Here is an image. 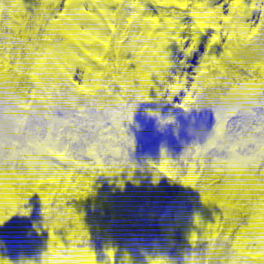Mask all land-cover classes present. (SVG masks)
Returning <instances> with one entry per match:
<instances>
[{"label": "snow or ice", "instance_id": "6c2138e0", "mask_svg": "<svg viewBox=\"0 0 264 264\" xmlns=\"http://www.w3.org/2000/svg\"><path fill=\"white\" fill-rule=\"evenodd\" d=\"M146 3L0 0V84L17 93L7 112L24 136L9 142L7 161L0 160L8 169L0 171V223L18 211L28 214L21 206L38 192L50 237L41 264H96L81 215L69 201L86 196L100 173L127 170L131 177L134 140L126 123L139 102L152 99L150 89L186 112L206 90L264 102V62L222 63L264 36V0H152L158 14ZM255 10L260 15L254 18ZM183 15L212 29L202 53L194 36L181 35L188 27ZM173 41L183 58L173 56ZM215 44L222 47L219 55L209 52ZM58 100L70 103L68 117L52 114ZM36 105L45 109L43 117L35 116ZM206 116L207 139H192L174 158L162 149L153 166L154 180L167 175L220 209L211 223L195 217L202 231L191 234L193 249L181 264H264V103L247 115H221L210 104ZM58 229L65 230L67 244ZM149 264H169V258Z\"/></svg>", "mask_w": 264, "mask_h": 264}, {"label": "rangeland", "instance_id": "374dc122", "mask_svg": "<svg viewBox=\"0 0 264 264\" xmlns=\"http://www.w3.org/2000/svg\"><path fill=\"white\" fill-rule=\"evenodd\" d=\"M155 6L158 7L149 1L146 4V9L156 14L158 11L153 8ZM185 19L187 21L185 25L188 27L181 32V35L187 36L189 39L194 36L198 43V51L202 53L210 44L212 29L202 28L198 32V29L195 28V31L194 27H191L194 20L189 16H185L183 21ZM169 48L173 56L178 59L183 58L176 42L170 43ZM177 67H180L178 62ZM149 95L152 97L150 101L157 102L163 107L165 105L176 107L174 103L165 98L157 99L154 89L149 90ZM126 126L130 127L131 125L126 123ZM149 127L150 124L146 122L145 130L140 129L136 133L137 136H133L135 137L133 138L134 147L129 150V157L136 167L133 169L131 177L127 170L112 176L100 173L96 176V179L100 181L99 185H91V191L86 196L73 199L72 202L69 201V204L74 207L77 214L81 215L82 223L89 234V245L94 253L105 250H113L116 254L137 251L140 246L158 238L165 246L163 256L175 259L177 264H181L183 254L190 252L185 244L191 242V234L193 232L200 234L202 231L195 223V217L198 215L206 223L205 216H207L211 223L215 219L213 213H219L220 209L215 205L210 207L205 203L195 202L193 200L195 196L201 198L199 191L194 192L197 189L174 181L167 175L161 173L159 178L154 180L156 169L153 166L160 161L162 149L173 158L179 155L183 149L177 147L171 150L173 145L168 141H166L167 145H163L164 137L161 139L162 145L158 146L155 143L158 138L153 133L159 129H155L153 126L150 135V133L146 134ZM183 131L188 136L187 131ZM170 135L175 136L173 133ZM142 165L146 169L141 170L138 176L137 172L140 168L142 169ZM133 176L136 177L133 179ZM151 191L156 194L155 198ZM35 194L37 195L36 203L32 202V208L28 211V213L30 212L29 221L22 222L28 214L20 217H15L14 214L11 216L10 223L5 221L0 223V259H7L11 264L27 262L30 260V253L33 254L25 247L31 245L27 241L28 230L26 233L27 226L34 228L31 226V218L41 215L40 220L44 224L43 205L39 193H33L30 197ZM136 196H140L143 201H135L134 197ZM159 199L162 201L156 205L155 202ZM28 207L29 205L26 206V208ZM63 230H57V234L67 244L65 230ZM45 231L49 234L47 228ZM18 238H20V242L18 241L16 245L17 242L14 240ZM2 240H4V244L9 242V248L13 247L15 251L3 255L1 252L3 251ZM36 242L37 248L38 245L40 246V251L35 248L34 252L38 254V257H41L45 253L42 251L46 248V244L40 240ZM22 247L24 251H22ZM32 262L37 264L33 260Z\"/></svg>", "mask_w": 264, "mask_h": 264}, {"label": "clouds", "instance_id": "9594fccd", "mask_svg": "<svg viewBox=\"0 0 264 264\" xmlns=\"http://www.w3.org/2000/svg\"><path fill=\"white\" fill-rule=\"evenodd\" d=\"M233 62H243L245 64H253L264 62V36L257 37L252 46L241 47L234 50L231 56L222 58V63L227 67ZM17 93L14 90L8 89L5 85L0 84V142L4 143V147L0 148V160L7 161L8 147L7 144L23 142L24 136L18 134L15 130V124L8 115L9 109L16 101ZM198 113H202L203 117L200 122L194 126L190 122L186 131L193 139L204 141L211 134V130L207 124L206 112L210 104L215 111L221 115L233 111L247 115L255 110L259 104L264 103L254 97L231 95L221 97L219 94L213 96L210 91H204L197 98ZM45 109L39 105L34 106V113L37 118L43 117ZM72 112L70 103L58 100L52 114L61 117H68ZM7 165L0 167V171H7ZM169 264H177L175 259H169Z\"/></svg>", "mask_w": 264, "mask_h": 264}, {"label": "trees", "instance_id": "16d2710c", "mask_svg": "<svg viewBox=\"0 0 264 264\" xmlns=\"http://www.w3.org/2000/svg\"><path fill=\"white\" fill-rule=\"evenodd\" d=\"M154 8L155 10L159 12L158 10L159 7H154ZM259 15L260 13L258 10H255L252 13V16L254 18L258 17ZM185 16H189L190 18L194 20V18L191 15H183L180 20L182 24L187 23L186 19L185 21H183V18ZM193 25H195V20L193 21ZM193 25H191V27H193ZM195 26L198 27L199 25H195ZM195 26L194 28H196ZM210 35H212V33ZM221 51H222V47L219 44H215L212 46L211 49H209L210 53H214L216 55H219ZM151 113H159V115L157 116ZM169 116L173 117V120L171 122L162 124L161 120H165ZM202 117H203V114L198 113L195 109H192L186 112L184 109L179 108V107H171L169 105H165L163 107V105L161 106L157 102H152L148 100V101H141L138 103L136 110L133 114L132 121L128 123L131 126L130 127L126 126V127L128 130V134L131 135L132 138H135L133 136H137L136 133H138L140 129H143V131L145 130V124L147 122L150 124V127L146 134L148 133H150V135L152 134L151 129L153 126H155V129L156 128L159 129L153 133L158 138V140L155 141V143L158 146H161L162 143L163 145H167L166 141H168V142H171L173 145V148H171V150L177 147H181L183 149L184 145L187 143H190L193 139L191 136L189 135L187 136L185 134V131L183 130H186L190 122H193L194 126L197 125L202 119ZM210 124H211V119L208 121L209 126ZM170 133L175 134V136H171ZM163 137L165 138V140L161 143V139ZM197 191L198 190H194V192H197ZM153 195L155 198L156 194L154 193ZM193 200L197 203H200V202L203 203L201 198H199L198 196H195V199ZM161 201L162 199H159L157 200V202H155V204L158 205ZM205 220H206V223H210L209 219H207V216H205ZM185 245L187 246V249L189 251H192L193 245L191 242H187ZM200 247H203V245H200Z\"/></svg>", "mask_w": 264, "mask_h": 264}, {"label": "water", "instance_id": "95a60500", "mask_svg": "<svg viewBox=\"0 0 264 264\" xmlns=\"http://www.w3.org/2000/svg\"><path fill=\"white\" fill-rule=\"evenodd\" d=\"M161 247L158 242L149 244L139 255H122L119 258L103 254L97 258L96 264H149L150 259L161 257Z\"/></svg>", "mask_w": 264, "mask_h": 264}, {"label": "flooded vegetation", "instance_id": "af4514ba", "mask_svg": "<svg viewBox=\"0 0 264 264\" xmlns=\"http://www.w3.org/2000/svg\"><path fill=\"white\" fill-rule=\"evenodd\" d=\"M19 239L20 238H18V239H16L15 241H19ZM17 244V243H16ZM27 248L29 249V250H27V251H34V246H31V245H27ZM4 252L5 253H8L11 249L9 248V246L8 245H6L5 246V248H4ZM22 251H24V250H22ZM33 254H31L30 253V260L29 261H34L35 263H37V264H41V259H42V257H38V254L37 253H35V252H32Z\"/></svg>", "mask_w": 264, "mask_h": 264}]
</instances>
